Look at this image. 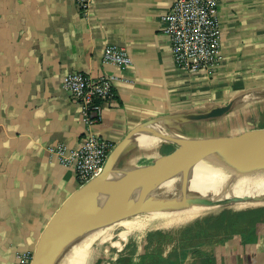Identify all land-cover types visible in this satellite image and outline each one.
Listing matches in <instances>:
<instances>
[{"label": "crops", "instance_id": "0c3cea01", "mask_svg": "<svg viewBox=\"0 0 264 264\" xmlns=\"http://www.w3.org/2000/svg\"><path fill=\"white\" fill-rule=\"evenodd\" d=\"M172 2L94 0L85 16L75 0H0V264H29L51 218L81 187L53 148L64 146L68 155L90 132L116 145L149 120L231 103L225 116L184 126L199 133L211 122L210 137L264 128L247 121L241 130L242 120L233 119L248 112L246 104L264 103V0H219L223 60L213 76L184 72L174 62L161 30ZM107 45L127 48L132 66L105 62ZM71 71L116 76L115 96L92 126L61 85ZM227 127L230 133H222ZM150 139L126 164L148 165L179 147L147 145ZM250 218L219 214L204 221L195 230L208 240L167 244L164 264H264V221Z\"/></svg>", "mask_w": 264, "mask_h": 264}, {"label": "water", "instance_id": "95a60500", "mask_svg": "<svg viewBox=\"0 0 264 264\" xmlns=\"http://www.w3.org/2000/svg\"><path fill=\"white\" fill-rule=\"evenodd\" d=\"M233 105H216L203 111L171 114L134 128L115 145L102 172L73 192L54 214L38 240L30 264H60L77 239L107 221H120L154 211H176L202 204L264 200V195L258 192L223 191L213 195L201 194L193 200L186 196L178 203L179 197L173 194L181 188L189 187L207 172L232 162L239 155L264 159V128L230 136L202 138L190 136L180 129L179 125L225 116ZM162 125L164 128L156 131ZM166 130L170 139L165 142L178 143L179 147L174 153L148 165L127 166L126 161L138 144ZM101 194L120 197L141 194L148 198L137 206L111 204L96 207L92 203Z\"/></svg>", "mask_w": 264, "mask_h": 264}, {"label": "built area", "instance_id": "2783aa9c", "mask_svg": "<svg viewBox=\"0 0 264 264\" xmlns=\"http://www.w3.org/2000/svg\"><path fill=\"white\" fill-rule=\"evenodd\" d=\"M77 7L87 16L94 0H75ZM161 30L168 37L177 67L191 74L213 76L223 60V29L219 13V0H173L161 17ZM103 59L119 70L132 66L128 49L107 45ZM116 76L92 78L80 71H71L62 79V87L82 107L83 118L90 126L101 118L105 104L115 96ZM115 147L110 139L88 133L70 154L65 147L54 149L63 164L74 168L80 186L98 176ZM32 259L29 260V264Z\"/></svg>", "mask_w": 264, "mask_h": 264}, {"label": "bare ground", "instance_id": "6f19581e", "mask_svg": "<svg viewBox=\"0 0 264 264\" xmlns=\"http://www.w3.org/2000/svg\"><path fill=\"white\" fill-rule=\"evenodd\" d=\"M180 129L187 132L190 136L194 134L193 137H200L189 127L183 126ZM168 139H170L169 132L167 130L162 131L151 137L147 145L159 143L161 140L165 142ZM127 166L134 167V161L127 163ZM223 191H250L264 195V159L239 155L232 162L207 172L189 187L181 188L173 194L179 197L178 203H181L186 196H189L193 200L201 194L213 195ZM147 198L148 196L141 194L123 195L121 197L115 194H101L92 204L96 207L111 204L117 206H137L146 201ZM234 203L243 208L264 207V200H246ZM219 205L221 204H202L176 211H154L147 213L144 217L138 215L121 219L120 221H107L77 239L66 252L60 264H93V259L97 256V250L100 245L108 243L113 246H122L119 240L115 241L113 239L116 230H120L119 235L123 240H126L129 236L130 229L142 224L145 227L174 234L194 219L216 215L217 213L213 212Z\"/></svg>", "mask_w": 264, "mask_h": 264}, {"label": "rangeland", "instance_id": "374dc122", "mask_svg": "<svg viewBox=\"0 0 264 264\" xmlns=\"http://www.w3.org/2000/svg\"><path fill=\"white\" fill-rule=\"evenodd\" d=\"M246 106H249L248 112H243L241 114V117L236 115H234L235 117H233V119L235 118V120H237L238 118L242 120L241 121L242 123L240 125L241 130L243 129L245 130L248 127H250V125L248 126L247 121L253 123L251 127L258 128L263 126L264 123H262V121L264 120L262 119H264L263 116L264 103L256 104V102H252L246 104ZM250 107L254 109H251ZM232 113L233 112H231L227 117L229 121L230 119L231 121H233ZM227 118L224 119L225 123L229 122L227 121L228 120ZM211 124H212L211 122L210 124L209 123L204 124L203 128L199 127V129H201L200 132L199 133L195 132V133L199 135L201 138L206 136L210 137L211 132H209L208 129L211 128ZM179 126L183 127L184 125H179ZM165 127L167 126L165 125ZM233 127L234 125H232L230 129H232ZM162 128H164L163 125L158 127L156 131ZM226 132L230 133L228 132V127L225 128L224 132L222 133H226ZM231 132L234 133L237 131H231ZM160 142H162V140ZM173 144L178 146V143L174 142ZM213 213H217L216 215L213 216L223 214V216L226 215V217L229 215L235 218L238 216L239 218H245V219L251 217L250 220L253 221H260V220L264 221V207L243 208L237 206L236 203H227V204L219 205ZM145 215L147 214H142L140 215V217H144ZM208 218L209 216L194 219L193 221L187 223L184 227H182L180 231L174 234L161 232L159 230H155L150 227H145V225L142 224L141 226L137 225L132 229H130L129 236L127 237L126 240H123L119 235L120 230H116L114 232L113 239L115 241L119 240L122 243L121 244L122 246L121 247L113 246L108 243L100 245L97 250V256L94 257L93 259L94 261L93 264H164L165 260L168 259V256H163V253H165L163 249L167 247V244L171 245V243H173L174 246L175 245L179 246V244L187 238L193 239L194 242L196 243L202 240H206V241L208 240L207 235L203 236L202 233H197L195 230L198 227L202 226L203 222L207 221Z\"/></svg>", "mask_w": 264, "mask_h": 264}, {"label": "trees", "instance_id": "16d2710c", "mask_svg": "<svg viewBox=\"0 0 264 264\" xmlns=\"http://www.w3.org/2000/svg\"><path fill=\"white\" fill-rule=\"evenodd\" d=\"M213 217H214V216H212V217L209 216L208 220H209L210 218H213Z\"/></svg>", "mask_w": 264, "mask_h": 264}]
</instances>
